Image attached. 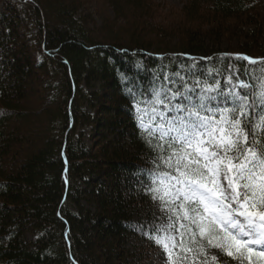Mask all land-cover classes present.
Returning <instances> with one entry per match:
<instances>
[{"label": "trees", "instance_id": "trees-1", "mask_svg": "<svg viewBox=\"0 0 264 264\" xmlns=\"http://www.w3.org/2000/svg\"><path fill=\"white\" fill-rule=\"evenodd\" d=\"M158 7L0 0V264H168L151 192L164 169L136 107L162 84L227 93L233 69L251 102L258 73H241L261 65L238 57L264 60V0H185L154 22Z\"/></svg>", "mask_w": 264, "mask_h": 264}, {"label": "snow or ice", "instance_id": "snow-or-ice-1", "mask_svg": "<svg viewBox=\"0 0 264 264\" xmlns=\"http://www.w3.org/2000/svg\"><path fill=\"white\" fill-rule=\"evenodd\" d=\"M238 59L261 65L241 73H258L260 89L251 102L235 90L248 84H234L225 93L217 81L203 85L201 94L195 87L162 84L145 106L136 107L139 127L164 169L151 192L170 221L155 236L168 264L189 254L194 264L199 257L209 264V249L241 261L245 252L264 258V60ZM233 75L235 69L229 84Z\"/></svg>", "mask_w": 264, "mask_h": 264}, {"label": "rangeland", "instance_id": "rangeland-1", "mask_svg": "<svg viewBox=\"0 0 264 264\" xmlns=\"http://www.w3.org/2000/svg\"><path fill=\"white\" fill-rule=\"evenodd\" d=\"M152 1L155 4L159 3V5H161V7H158L156 14L153 16L151 15L152 20L154 22L162 21L161 16L165 17V14H169V12L179 10L185 2V0H152ZM109 15L112 16V14H109ZM168 16H170V14ZM171 18H173V17H171ZM225 45L226 44H224L223 47H226ZM233 85H234L233 83L230 84V87L232 88ZM236 92L238 93L237 90H236ZM153 206H154V204H153ZM155 206L157 208L156 214H157V217L159 218L160 227L163 229H167V226L170 223V221L168 219V214L163 211L164 205L155 200ZM170 231H171L172 235H177V233H175L174 230H170ZM212 253H214V255H216L219 258V260L224 264H249V261H251V263H253V258H252L253 255L249 256L248 253L245 255V259L242 261L232 259L231 257L222 253L218 249H212ZM255 258L258 259L259 262L262 260L263 264H264V258H261V257L256 256V255H255ZM160 260L162 261V257H160Z\"/></svg>", "mask_w": 264, "mask_h": 264}]
</instances>
